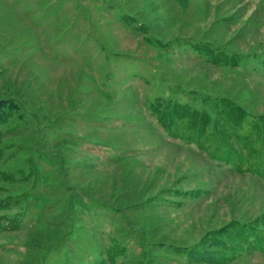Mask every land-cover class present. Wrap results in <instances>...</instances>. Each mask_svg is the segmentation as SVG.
<instances>
[{"label":"trees","instance_id":"1","mask_svg":"<svg viewBox=\"0 0 264 264\" xmlns=\"http://www.w3.org/2000/svg\"><path fill=\"white\" fill-rule=\"evenodd\" d=\"M200 1L40 3L46 15L57 14L56 5L71 4L72 22H54L47 50L74 42L84 64L79 74L90 87L73 88L66 112L54 113L50 105H33L28 84L20 96L0 93V235L26 229L30 236L22 245L28 251L20 264L264 261V202L251 210L233 209L223 224L192 238L191 229L177 222V210L204 196L220 198L225 174L249 182L238 190L235 204L249 188L253 202L264 196V36L256 20L239 15L241 0H233L236 8L229 16L199 24L209 7ZM256 7L254 12L264 14V0ZM81 29L84 39L77 34ZM123 36L134 41L132 47L120 46ZM91 44L103 53L100 62L95 55L85 60ZM39 49L50 60L44 47ZM1 59L6 64L0 63V78L10 69V59ZM90 94L100 105L85 103L82 96ZM32 125L36 135L16 138ZM127 134L132 140L122 144ZM167 148L186 155L172 159V171L163 161L148 166L147 195L136 202L123 205L104 193L96 196V189L83 183L99 179L113 191L112 176L119 174V187L132 186L129 163ZM129 207L149 210L129 217ZM96 208L114 212L116 220L99 218ZM8 240L13 244L14 235ZM132 244L140 248L136 255L130 254Z\"/></svg>","mask_w":264,"mask_h":264},{"label":"rangeland","instance_id":"2","mask_svg":"<svg viewBox=\"0 0 264 264\" xmlns=\"http://www.w3.org/2000/svg\"><path fill=\"white\" fill-rule=\"evenodd\" d=\"M55 0H0V58L7 57L10 59L9 70H5L0 78V93L7 95L20 96L23 93L24 85H30L29 94L33 95V105L39 107H45L50 105V113L66 112L65 106L70 96V91L75 88L87 89L89 86L84 78L79 74V71L83 68V62L80 60L77 51L72 48L74 42L70 45L62 44L60 51L47 50L49 36L54 32L52 26L56 20H59L63 24L66 22L69 24L72 22L74 12L70 3L66 2L61 9L56 5L58 13L55 10H51L49 14H45L42 10L45 4L53 2ZM45 2V4H44ZM202 3L197 0V3ZM209 7L204 8V14L199 24L203 23L205 26L209 20H218L221 16H229V14L235 11V5L233 0H206ZM258 0H241V11L239 15L251 16L256 20V25L264 36V14L254 12L257 7ZM44 5H42V4ZM31 10L32 12L28 11ZM56 15V16H55ZM55 16V17H54ZM194 18V15L189 16ZM231 21L225 25L231 26ZM235 27L234 25L232 26ZM228 31L230 29L228 28ZM223 33L228 37L227 30H223ZM80 39H84L86 33L84 30L77 31ZM69 37V36H68ZM68 39V38H65ZM253 39L257 42L259 36L253 33ZM26 40L32 41L26 46ZM67 41V40H66ZM120 46L132 47L134 41L129 37H122L119 42ZM51 45V44H49ZM82 45V44H81ZM80 45V46H81ZM44 47L46 55L55 57L56 61H52L44 57L39 47ZM79 46V47H80ZM244 48V44H241ZM91 49L87 53L85 60L89 63L92 56H98V62H100L101 53L95 45H90ZM27 52V53H26ZM59 52V53H57ZM29 55L23 63L24 55ZM94 56V57H95ZM44 57V58H43ZM54 60V59H53ZM1 64H6V59L0 60ZM6 68V67H5ZM208 74L210 71L207 72ZM218 76L217 71H212L210 77L216 78ZM222 76V75H221ZM220 76V77H221ZM34 81V82H33ZM248 83V82H247ZM249 84H253V80L249 81ZM33 89V90H32ZM239 89V88H238ZM253 97L250 93H246ZM82 99L89 106L100 105L99 98L95 94L88 96H82ZM81 132V130H80ZM36 135L34 125L29 127L27 131L18 132L16 138L20 139L25 136ZM132 140L131 135L127 134L125 139H122V144ZM184 151H173L171 148L157 150L155 152L148 153L139 158V160L129 163V167L133 170V178L136 180L132 182V186H120L121 175L114 174L112 180H114L115 190L111 191L108 186L102 185L99 179L92 181H84L83 183L91 185L96 189V196L100 193H104L106 197L111 199H119L123 205L136 202L140 196L147 195V188L145 189V182L147 180L145 171L148 166H155L160 161H163V167L167 171L175 169L172 159L175 157L184 158ZM187 160H191L187 157ZM169 169H168V168ZM118 169V168H117ZM115 169L114 171H116ZM217 183H215V186ZM249 182L246 179L240 177L225 174L223 182L219 186L218 195H212L210 197L204 196L201 199L194 201L192 205L186 207L183 211L177 210V222L180 228L189 227L191 229L190 238L198 235L202 230L215 227L223 224L233 214V209H255L257 203L264 202V196L255 200H251L253 190L248 189V193L243 196V202L240 205L235 204L234 200L237 198V192L239 189H247ZM256 189V188H255ZM230 196H228V195ZM93 213L98 215L99 218L113 222L116 220L114 212H107L102 208L92 209ZM148 208H134L129 207L125 209V213L129 217H135L139 211L144 213L148 212ZM175 212V213H176ZM47 213L51 215V210L48 208ZM26 225L30 223L25 222ZM105 227V225H104ZM111 226H107V230H111ZM7 237L0 235V264H20L22 261V255L25 249L22 245V241L27 237L25 230H15L7 232ZM14 235V242L12 244L11 236ZM179 233L175 232L174 236H178ZM30 235H28L29 237ZM158 237V235L156 236ZM131 255H136L140 252V248L135 245H131ZM28 251V250H27ZM253 264H264L259 257L253 258ZM238 264V263H231Z\"/></svg>","mask_w":264,"mask_h":264}]
</instances>
